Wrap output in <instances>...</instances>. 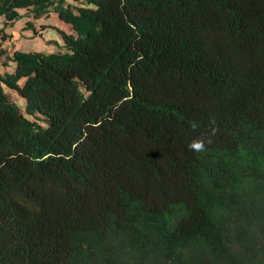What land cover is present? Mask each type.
<instances>
[{
	"label": "trees",
	"instance_id": "obj_1",
	"mask_svg": "<svg viewBox=\"0 0 264 264\" xmlns=\"http://www.w3.org/2000/svg\"><path fill=\"white\" fill-rule=\"evenodd\" d=\"M22 8L70 28L0 50V264H264V0Z\"/></svg>",
	"mask_w": 264,
	"mask_h": 264
},
{
	"label": "rangeland",
	"instance_id": "obj_2",
	"mask_svg": "<svg viewBox=\"0 0 264 264\" xmlns=\"http://www.w3.org/2000/svg\"><path fill=\"white\" fill-rule=\"evenodd\" d=\"M86 0H66V3L80 5ZM21 16L13 21L0 16V50L12 52L15 49L52 52L62 48L63 39L60 29L69 30V25L59 19L54 9L36 18L31 8L19 9ZM14 63L4 66L0 63V72L13 71ZM23 110L25 101L13 90L7 89Z\"/></svg>",
	"mask_w": 264,
	"mask_h": 264
},
{
	"label": "clouds",
	"instance_id": "obj_3",
	"mask_svg": "<svg viewBox=\"0 0 264 264\" xmlns=\"http://www.w3.org/2000/svg\"><path fill=\"white\" fill-rule=\"evenodd\" d=\"M191 127L193 129H196L198 127V124L196 122H192ZM217 131L218 128L212 127L210 130V134L206 138L200 137L192 140L188 145L189 149L193 152H198V153L205 151L206 144H210L212 142V137L215 135Z\"/></svg>",
	"mask_w": 264,
	"mask_h": 264
}]
</instances>
